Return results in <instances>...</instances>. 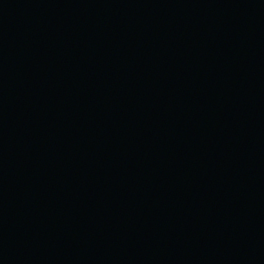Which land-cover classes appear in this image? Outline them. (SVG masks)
<instances>
[{"label":"water","instance_id":"obj_1","mask_svg":"<svg viewBox=\"0 0 264 264\" xmlns=\"http://www.w3.org/2000/svg\"><path fill=\"white\" fill-rule=\"evenodd\" d=\"M0 264H264V0H0Z\"/></svg>","mask_w":264,"mask_h":264}]
</instances>
